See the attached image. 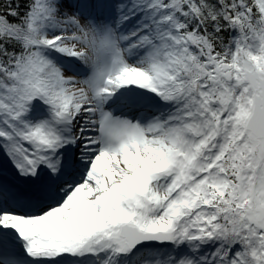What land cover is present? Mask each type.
Returning a JSON list of instances; mask_svg holds the SVG:
<instances>
[{"label":"snow or ice","instance_id":"obj_1","mask_svg":"<svg viewBox=\"0 0 264 264\" xmlns=\"http://www.w3.org/2000/svg\"><path fill=\"white\" fill-rule=\"evenodd\" d=\"M0 264H264V0H0Z\"/></svg>","mask_w":264,"mask_h":264}]
</instances>
